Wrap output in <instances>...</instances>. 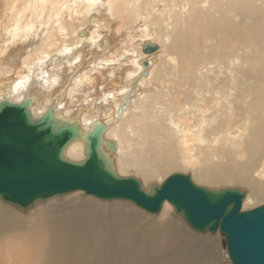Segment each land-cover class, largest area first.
Returning <instances> with one entry per match:
<instances>
[{
  "label": "bare ground",
  "instance_id": "bare-ground-1",
  "mask_svg": "<svg viewBox=\"0 0 264 264\" xmlns=\"http://www.w3.org/2000/svg\"><path fill=\"white\" fill-rule=\"evenodd\" d=\"M153 1L164 7H153ZM138 3L155 10L143 24L147 29L139 26L140 38L130 39L140 55L133 51L103 63L114 42L103 36L104 49L98 46V24L118 18L114 9ZM82 15L91 16L90 25L79 33ZM76 22L82 25L72 31ZM173 22L178 24L167 49L176 67L161 64L153 70L158 46L143 53L146 42L155 45L148 40V25L161 31ZM75 33L74 44L61 42ZM89 50L94 55L86 60ZM119 65L125 73L111 79ZM96 68L102 71L93 72ZM88 72L100 74L101 84L91 86ZM171 79L176 86H169ZM73 88L79 89V99L68 98ZM26 98L34 116L51 109L60 120L78 125L80 138L64 152L70 161L86 158L82 137L103 124L101 147L114 160V170L150 183L187 160L195 167L194 180L203 185L245 187L249 196L264 198V0H0V102L20 104ZM49 199L30 213L32 221L0 203V229L18 230L11 236L24 240L25 248L18 253L1 247L2 263L4 255L16 257L12 264L218 262L209 239L187 231L170 216L168 205L165 222L137 233L121 225L140 219L127 205L95 203L76 191ZM99 212L117 215L105 221ZM5 242L0 237V246Z\"/></svg>",
  "mask_w": 264,
  "mask_h": 264
},
{
  "label": "water",
  "instance_id": "water-1",
  "mask_svg": "<svg viewBox=\"0 0 264 264\" xmlns=\"http://www.w3.org/2000/svg\"><path fill=\"white\" fill-rule=\"evenodd\" d=\"M146 42L143 53L155 52ZM146 61H143L145 68ZM32 100L0 102V200L25 212L35 203L75 191L104 201L126 200L149 214L164 202L196 233H219L231 264H264V205L242 211L245 192L207 189L189 175L172 174L146 192L134 177H120L104 154V125L82 137V161L65 157L66 147L80 138L74 122L60 120L51 109L41 116L30 111Z\"/></svg>",
  "mask_w": 264,
  "mask_h": 264
},
{
  "label": "rangeland",
  "instance_id": "rangeland-1",
  "mask_svg": "<svg viewBox=\"0 0 264 264\" xmlns=\"http://www.w3.org/2000/svg\"><path fill=\"white\" fill-rule=\"evenodd\" d=\"M150 3L152 5L154 3L153 7L155 5H157L158 7L160 6L159 7L160 9H162L164 7V6H162L163 5L162 2H160V1H153V2H150ZM206 5L207 4H202L203 7H206ZM148 6H150V5L148 4V5L144 6V10H143L142 6L139 3H138L137 6H132V5L122 6V7L118 8V9H116V10L115 9L113 10V12L115 13V16L120 15L118 18H116V19H113V17L111 19L107 18L106 21L100 22L98 24V32H99L97 34L98 35L97 37L99 39L98 46L100 48H102L101 43H102L103 40H102L101 37H103V36H109V38L111 40H113V42H114V44L112 46V49L114 51L110 55L106 54V56L102 57L103 63H105L106 61L107 62H109V61L111 62V58L118 59L120 57V55H122V54H124V55H127V53L133 54V51L135 52L136 55L139 53L138 52L137 43H132L130 39H134V41H135V40L140 38L139 37V36H141L140 27H142V28L145 27V29H147V26H144L143 24H144L145 21L150 19V17H151L150 14L153 15L154 12H155V10H153L154 12L151 10V8H150L151 6L149 7V9H147ZM123 11H124V13H123ZM137 12H138V16L135 15ZM91 14L92 15H96V12H92ZM105 16H106V13H105ZM81 17L82 18H80V19H82V21H83L82 24H84V25L80 24L79 22H76L77 24L74 23L73 26L71 27L73 29L72 31H75L80 25H82L81 28L78 30L79 33H80L81 30H85L86 29L87 25L88 26L90 25L89 21H90L91 16H90L89 19L86 18V15H82ZM118 22H119V25H118V27H117L118 29H117L115 26H116V24ZM177 24H178V22H173L171 25H166L167 27L165 26L164 30H161V31L157 29L156 25H155V28L152 25H150V24L148 25L149 33L151 35V36L149 35L148 40H150L152 43H154L156 46H158V50H157L158 51L157 52L158 55L155 57V60H154L155 62H154L153 68H152L153 70L155 68H157V66L160 67L161 64L163 65V67H171V68L176 67L175 66V61L172 60V57L169 55L167 48H168V46L170 44V41L172 39L171 36L175 32L174 28H176ZM92 30H94V29H92ZM135 31H137V32H135ZM81 32H83V31H81ZM167 33H168V35H166ZM76 34L77 33L72 35L73 38H72V36H69V37H67L65 39H61V42L66 40V41H70L69 45L74 44L73 42H76V38L78 37ZM137 35H139V36H137ZM144 38H146V37H144ZM61 42L59 43V45L61 44ZM90 49L95 51V52L99 51V49H97L96 47H93V48L90 47ZM102 49H104V47ZM109 49H110V51H112L111 48H109ZM91 50L88 51V53H87L88 56L85 57L86 60L87 59L91 60V58H93L94 54H93V51H91ZM89 52L90 53L92 52V55L89 54ZM81 53H82V51H80L79 54L83 55ZM135 54H133V55H135ZM139 55H140V53H139ZM84 56H86V55L84 54ZM126 69L127 68H124V66L122 67V65L121 66L119 65L118 67L115 66L112 69V71L115 70V72H114L115 76L111 77V79H114L116 77L117 73H118V75L120 73H125ZM95 70L102 71L101 68H99V69L96 68V69H93V72H95ZM89 74H91V78H92L91 79V84H92L91 86H98V85L101 84L102 76H99L100 74H97V73H89ZM169 83H170L169 84L170 87L171 86H176V80H174V79H171L169 81ZM102 88H103V84H102ZM73 89H74L73 96L69 95L68 98L71 99L73 97H76L77 99H79L80 98L79 94L76 93V92H78L79 89H76V88H73ZM87 89H89V86L87 87ZM105 89H109V88L107 87ZM90 92L93 93V96L95 95V91L94 90H91ZM127 93H128V91H127ZM190 96H191L192 99H195V96H194L193 93H191ZM92 113H95V111H93ZM199 121H201V122H198L199 124L202 123L201 119ZM174 127H176V126L175 125H172V127L170 126L171 130L174 131V132L179 133L178 129L174 128ZM171 133H172V135H174L173 132H171ZM73 161H78V160L75 159ZM111 162H113L112 163V167L116 168V165L114 164V160H112ZM187 166H188V168H187ZM196 168H197V166H196ZM194 169H195V167L189 166V164H188V162L186 160L185 162H181V165H179V168L177 170H172V171H169L167 173L158 174V175H156L154 177V179L150 183H144L142 177H140L139 175H137L135 173H132V172H130L128 170H115V172L120 177H134V178H137L141 182L142 188L146 192H149L150 188L153 185H160L168 176H170L172 174L189 175L191 180H192V182L194 184H196L197 186H200V187H204V188H207V189L235 188V189H239L241 191H244L245 192V199L242 202V209H241L242 211L252 210L254 208H257L259 206L264 205V198L263 197L256 198V197H253V196H249V190L247 188H245V187L233 186V185H229V184H223L221 186L211 187V186L203 185L200 182H197L196 180H194V175H193L195 173ZM253 177L255 179H258V180L262 179V177L260 175L256 174V173L253 174ZM76 193H78L81 196L85 197V199H88V200L93 201L95 203H99V204H103V205H114V204L121 205V206L127 205L128 207H131V209L133 208L132 212L135 213L136 215H138L140 219H136L135 216H134L132 223L125 222L124 224L122 223L121 225L124 226L125 229L131 230V231H135L137 233H142L147 227L154 226V225H156V223L157 224H161L162 222H165L166 220H165V217H163V215H164L163 208H164L165 205H168L171 208L170 216L172 218L178 219L180 222H182V224L187 229V231H189L193 235H198V236H201V237H206V239L207 238L209 239V240L207 239L208 242L210 243L209 244L207 242L208 248L212 249L213 248L212 246H214L216 248L217 261H218L217 264H231V262H230V260L228 258V255H227L226 248L223 245L224 238L222 236H220L218 232H216L215 234H209V233L200 234V233L194 232L193 230H191L186 225V223L184 222V220L182 219L181 216H175L174 215V210L171 207V205L168 204V203H166V204H164L162 206V208H161V210H160V212L158 214H148V213L142 211L141 209L137 208L134 204H132V203H130L128 201H122V200H112V202L111 201H102V200H99V199H97V198H95L93 196L86 195L82 191H79V192L76 191ZM63 196H66V195H63ZM63 196H61V197H63ZM61 197H57L56 196V197H52V198H61ZM47 201H49V202H47ZM43 202H47V204H50L51 200L48 199V200L43 201ZM43 202L35 203L31 208H29L25 212H22V211L18 210L15 206H11V205H9L7 203H5V205L8 208H10V209L15 210L16 212H19V213L24 214V215L26 214L24 216V219H28L29 221H32L34 219H33L32 215L30 213H32L35 210V208L38 207L39 205L44 204ZM0 203L4 204V202H2L1 200H0ZM113 214H114L113 212H108V213L107 212H99L98 218L99 219H104L105 221H109L113 216L117 215V213H115L114 215ZM103 215L105 217H102ZM110 216H112V217H110ZM148 222H150V223H148ZM7 227L8 226H5V227H2L3 229H0L1 231H3L5 233V234H3V233L0 232V234H1L0 237H3V236L6 237V242L4 244H2L0 246V248L1 247L12 248V249H15L16 251H18V253H25V248L23 249L24 240H21V239L17 240V236H11V234H15L18 230H7L8 229ZM6 233H8V234L6 235ZM215 244H216V246H215ZM16 251L14 252V254L19 258L20 254L18 255ZM36 252L37 251L33 252V250L29 251V253H32L34 255L36 254ZM11 258H16V257H11ZM11 258H9L6 255H4V259H3V261H5L4 263L8 264V261L10 262L12 260ZM4 263H2V261H0V264H4ZM27 263H29V262L27 261ZM9 264H12V263L10 262Z\"/></svg>",
  "mask_w": 264,
  "mask_h": 264
}]
</instances>
